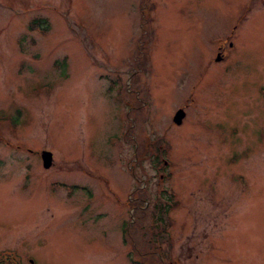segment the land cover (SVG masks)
I'll return each mask as SVG.
<instances>
[{"label": "rangeland", "instance_id": "obj_1", "mask_svg": "<svg viewBox=\"0 0 264 264\" xmlns=\"http://www.w3.org/2000/svg\"><path fill=\"white\" fill-rule=\"evenodd\" d=\"M167 186L176 264H264V0H0V264H169Z\"/></svg>", "mask_w": 264, "mask_h": 264}, {"label": "trees", "instance_id": "obj_2", "mask_svg": "<svg viewBox=\"0 0 264 264\" xmlns=\"http://www.w3.org/2000/svg\"><path fill=\"white\" fill-rule=\"evenodd\" d=\"M31 23H34L37 26L43 27L46 25V20H45V18H42L39 20L35 19V21H32ZM151 141H154L155 142L154 144L158 146L159 143L164 141V140H163V137L161 136V139H158V140L154 139ZM154 155H155V161H156L155 163L161 164L160 166L165 165L164 154L158 155L157 153H154ZM163 189L166 190L165 194L168 196V198L166 201L161 200L158 204L157 203L155 204V207H160L159 213H156L154 211L155 210L154 209L151 212H148V217H145V219L150 220L149 224L151 226L152 233L156 236L157 239L155 238V240H157V242H158V245L155 246L156 249L150 248L148 250L163 251L164 252V261L168 260L169 264H176L175 261L171 257H169V254H168L169 252L171 253V251H172V249H171L172 235H171L170 228L167 226L169 225L170 220H171L169 211L171 210L172 206H174L178 203V200H171L170 199L169 195H171V194L173 195V193H174L172 186H167L166 188L163 187ZM142 224L144 225L145 223L143 222ZM159 238H161V239L163 238V239L167 240V243H166L167 245L165 244L163 248H162L163 243L159 240ZM163 239H162V241H163ZM159 244H162V245L160 246ZM168 246H170L169 251L166 250V248ZM143 253L147 255V259L149 260V262H151V264H168L166 262H163V258L159 253H157V255L162 259V261L152 251H144ZM144 263L146 264V262H144Z\"/></svg>", "mask_w": 264, "mask_h": 264}, {"label": "water", "instance_id": "obj_3", "mask_svg": "<svg viewBox=\"0 0 264 264\" xmlns=\"http://www.w3.org/2000/svg\"><path fill=\"white\" fill-rule=\"evenodd\" d=\"M184 114H185V109L180 107L174 114V120L177 122L182 121ZM42 154H43L44 165L49 166L52 163V151L48 149H44Z\"/></svg>", "mask_w": 264, "mask_h": 264}, {"label": "flooded vegetation", "instance_id": "obj_4", "mask_svg": "<svg viewBox=\"0 0 264 264\" xmlns=\"http://www.w3.org/2000/svg\"><path fill=\"white\" fill-rule=\"evenodd\" d=\"M222 46H223V44H222V45H221V44L218 45V50H217V54H216V56L222 53V51H221V47H222ZM220 58H222V57H220ZM216 59H219V58L216 57ZM139 69H141V67H139ZM141 102L143 103L144 100H141ZM171 244H172V243H171ZM159 245L161 246L162 244H159ZM166 245H167V244H166ZM169 245H170V244H169ZM167 250H170V246L167 247Z\"/></svg>", "mask_w": 264, "mask_h": 264}]
</instances>
